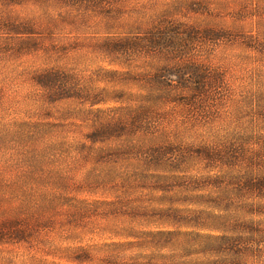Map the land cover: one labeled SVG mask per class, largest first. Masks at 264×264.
<instances>
[{"label": "rangeland", "instance_id": "obj_1", "mask_svg": "<svg viewBox=\"0 0 264 264\" xmlns=\"http://www.w3.org/2000/svg\"><path fill=\"white\" fill-rule=\"evenodd\" d=\"M0 264H264V0H0Z\"/></svg>", "mask_w": 264, "mask_h": 264}, {"label": "trees", "instance_id": "obj_2", "mask_svg": "<svg viewBox=\"0 0 264 264\" xmlns=\"http://www.w3.org/2000/svg\"><path fill=\"white\" fill-rule=\"evenodd\" d=\"M56 1L59 2V3H60V2H63V1H65V2H71V3H73V4L76 3V2H77V3H81V2H82V3H84V2H89V0H56ZM92 141H93V140H92ZM227 240H228V239H227ZM229 242L231 243L232 240H230Z\"/></svg>", "mask_w": 264, "mask_h": 264}]
</instances>
